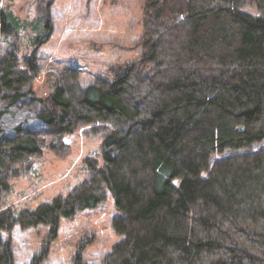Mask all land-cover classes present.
I'll list each match as a JSON object with an SVG mask.
<instances>
[{
  "label": "trees",
  "instance_id": "1",
  "mask_svg": "<svg viewBox=\"0 0 264 264\" xmlns=\"http://www.w3.org/2000/svg\"><path fill=\"white\" fill-rule=\"evenodd\" d=\"M144 18L143 57L112 80L84 87L70 68L37 96L13 52L0 61L8 105L38 108L10 128L14 111L0 112V196L42 152V133L64 149L81 124L116 127L88 181L35 210L0 212V264H15L3 232L56 228L108 192L124 237L103 264H264V151L254 149L264 140V0H146ZM11 32L0 8V35ZM228 149L245 151L211 164Z\"/></svg>",
  "mask_w": 264,
  "mask_h": 264
},
{
  "label": "rangeland",
  "instance_id": "2",
  "mask_svg": "<svg viewBox=\"0 0 264 264\" xmlns=\"http://www.w3.org/2000/svg\"><path fill=\"white\" fill-rule=\"evenodd\" d=\"M145 5L146 0H0L12 27L11 33L0 35V61L13 52L20 69L32 74L29 87L37 96L53 92L70 68L78 70L84 87L112 80L119 69L140 62L144 55ZM245 8L254 16L261 15L253 7ZM3 96L2 92L0 112L9 116L14 111L6 127L20 119L32 122L37 106L8 105ZM114 128L111 122L81 124L64 136L68 145L64 149L51 135L42 133V152L17 166L20 173L0 196V212L35 210L88 181L93 162L104 165L103 140ZM254 149L264 151V140ZM244 151L213 153L210 162ZM123 214L108 192L99 206L81 210L71 219L62 217L56 228L16 225L3 232V238L11 243L15 264H103L124 237L112 226L113 219Z\"/></svg>",
  "mask_w": 264,
  "mask_h": 264
}]
</instances>
